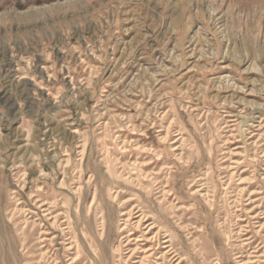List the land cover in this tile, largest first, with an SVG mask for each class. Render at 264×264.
<instances>
[{"label":"rangeland","instance_id":"obj_1","mask_svg":"<svg viewBox=\"0 0 264 264\" xmlns=\"http://www.w3.org/2000/svg\"><path fill=\"white\" fill-rule=\"evenodd\" d=\"M133 206L263 254L264 0H0V264H132Z\"/></svg>","mask_w":264,"mask_h":264},{"label":"bare ground","instance_id":"obj_2","mask_svg":"<svg viewBox=\"0 0 264 264\" xmlns=\"http://www.w3.org/2000/svg\"><path fill=\"white\" fill-rule=\"evenodd\" d=\"M118 195L117 193L116 196ZM43 212L46 214L45 216H51L49 209H45ZM121 216L127 218L121 230L122 233H128L125 237L127 240L125 246H131L132 244L135 246L130 250V257L127 259V262L135 260L132 264H190L185 256H182L178 250H175V244L171 236L157 225L158 223H156L157 221L153 217L146 215L139 206H133ZM54 220L55 222L51 225L57 227L58 219L54 218ZM63 225H65L63 231L71 228H67L70 225L68 221H65ZM63 225H59V228ZM263 231L264 225L259 226L258 234H261ZM44 234L47 236L50 233L45 232ZM50 241L53 242V240ZM141 243H144V245H140ZM262 249L263 247L254 252L259 256H252L258 259L252 260L253 262L247 264H264V259H259L264 258V252L262 255L260 254ZM118 251H121V247H118ZM141 256L143 257L141 258Z\"/></svg>","mask_w":264,"mask_h":264}]
</instances>
